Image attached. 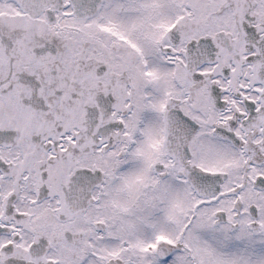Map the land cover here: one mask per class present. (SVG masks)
<instances>
[{"label": "snow or ice", "instance_id": "obj_1", "mask_svg": "<svg viewBox=\"0 0 264 264\" xmlns=\"http://www.w3.org/2000/svg\"><path fill=\"white\" fill-rule=\"evenodd\" d=\"M0 264H264V0H0Z\"/></svg>", "mask_w": 264, "mask_h": 264}]
</instances>
